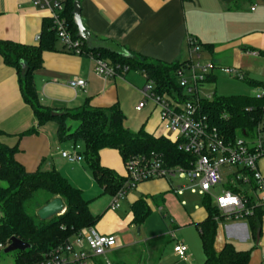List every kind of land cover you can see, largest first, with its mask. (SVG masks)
<instances>
[{
	"label": "crops",
	"instance_id": "crops-1",
	"mask_svg": "<svg viewBox=\"0 0 264 264\" xmlns=\"http://www.w3.org/2000/svg\"><path fill=\"white\" fill-rule=\"evenodd\" d=\"M79 1L85 27L96 43L109 49L173 64L190 59L188 40L194 39L206 45L200 44V57L203 49L207 50L215 67H239L246 76L243 80L250 85H264V0ZM49 21L48 11L35 6L32 0H0V41L37 44ZM85 49L92 51L86 44ZM144 72L129 69L115 77L100 76L89 53L77 55L67 51L57 39L54 49L42 53L35 86L46 106L64 111L86 102L103 109L117 105L130 130L137 132L143 128L150 134L166 136L154 101L149 100L140 111L136 110L147 83ZM76 77L86 81L84 88L70 86L69 81ZM205 82H217L213 71ZM69 124L72 130L77 126L73 121ZM0 130V141L16 148V160L29 173L57 170L74 179L69 167L79 168L85 162L70 163L62 157L61 152L76 143L59 138L57 121L50 120L38 127L32 107L22 97L17 70L7 65L1 54ZM29 130L32 132L23 134ZM99 155L103 166L124 178L125 160L118 150L105 148ZM182 184H189L188 179L142 182L119 200L118 208L111 207L114 194L90 200L89 209L96 217L93 227L99 234L116 236L117 245L83 263L66 264H204L198 225L207 219L208 212L204 204L186 210L181 196L187 190L182 194L175 192ZM140 199L146 203L149 214L138 225L134 223L132 206ZM257 223L252 215L219 218L215 249L220 251L226 242H231L238 249L251 250L249 264H264V214L259 227ZM178 242L188 245L187 260L174 254Z\"/></svg>",
	"mask_w": 264,
	"mask_h": 264
},
{
	"label": "trees",
	"instance_id": "trees-1",
	"mask_svg": "<svg viewBox=\"0 0 264 264\" xmlns=\"http://www.w3.org/2000/svg\"><path fill=\"white\" fill-rule=\"evenodd\" d=\"M75 1L67 0L65 13L72 33L77 36L72 14ZM57 39L52 22L49 21L37 44L22 45L0 41V54L7 65L17 70L22 97L32 107L38 127L55 120L58 122L60 139H72L81 144L85 164L104 191L115 194L124 178L100 163L99 153L102 149H116L124 160L139 153L156 151L162 153L169 164L191 162L192 155L180 151L177 143L169 137L150 134L143 128L137 132L127 128L124 125L125 116L117 105L103 109L92 107L86 102L81 107L60 111L42 104L35 86V73L42 67L43 51L54 49ZM86 52L114 65L144 70L155 81V91L160 95L173 97L177 94L182 99L187 97L177 76L178 70L187 65V60L170 64L104 49ZM259 85L262 86V83L255 84ZM201 110L224 139L232 141L264 116V96H214L211 100H202ZM54 112L63 114L55 116ZM70 121L77 124L73 130ZM30 132L32 131L23 134ZM15 154V147L0 141V242L7 244L12 237H16L28 243L30 247L26 250L15 251V264H34L81 229L93 226L96 217L92 215L89 201L84 199L82 191L59 171L29 173L16 160ZM55 197L63 200L65 212L46 221L40 220L37 210ZM203 204L208 217L198 226L205 255L204 264H249L251 250L238 249L231 242H226L220 251L215 249L217 220L224 216L210 197H204ZM132 211L134 223L138 225L149 214L143 199L134 203ZM263 214L262 210H256L252 215L258 222L257 227Z\"/></svg>",
	"mask_w": 264,
	"mask_h": 264
},
{
	"label": "built area",
	"instance_id": "built-area-1",
	"mask_svg": "<svg viewBox=\"0 0 264 264\" xmlns=\"http://www.w3.org/2000/svg\"><path fill=\"white\" fill-rule=\"evenodd\" d=\"M32 2L48 11L52 29L67 51L77 55L87 53L85 42L70 29L65 13L67 0ZM188 43L190 59L177 72L180 86L187 97L182 99L177 94L173 97L158 94L155 91V81L144 72L147 83L142 92L143 99L136 106V110L140 111L147 101H154L159 108L160 123L165 135L177 143L180 151L191 154L193 159L189 164H169L164 155L156 151L130 156L125 160L124 182L114 194L111 207L118 208L119 200L140 183L161 178L171 179L176 174L186 176L189 181V184L176 188L177 194L190 190L212 197V189L221 184L227 174V188H223L219 196H214L215 205L221 215L226 218H242L253 215L256 210L264 212V171L259 163L264 159V116L251 128L240 132L234 140L224 139L201 110L202 100H211L213 95L204 98L199 95L200 85L207 80L215 65L212 62L201 64L197 41L189 39ZM89 55L95 72L100 76L115 77L130 69L128 66L114 65L94 54ZM194 55L197 56V62ZM223 71L234 78H246L239 67H223ZM69 84L73 88H84L86 81L76 77ZM255 96H264V85L259 87V93ZM82 149V145L76 143L70 150H63L61 155L70 163L80 162L84 160ZM229 168L235 170L226 172ZM9 243L0 242V250L5 249ZM116 245V236L99 234L93 226H89L53 248L34 264L83 263L91 256L105 254ZM188 250L189 247L184 242L176 243L173 248L174 254L180 260L188 259Z\"/></svg>",
	"mask_w": 264,
	"mask_h": 264
},
{
	"label": "rangeland",
	"instance_id": "rangeland-1",
	"mask_svg": "<svg viewBox=\"0 0 264 264\" xmlns=\"http://www.w3.org/2000/svg\"><path fill=\"white\" fill-rule=\"evenodd\" d=\"M202 11L203 9L201 10V12ZM194 60L196 62L198 61L196 55H194ZM210 60H211L210 54L207 52V50L203 49L199 60L200 63L201 64L210 63L211 62ZM213 72L217 76V82H204L199 87V95L203 98L208 95H213V93H215V96H231V95L255 96L259 93V88L256 87L255 85H250L246 80L234 78L225 74L222 66L215 67L213 69ZM115 152H116V157H118V152L117 151ZM259 163L264 171V159H262ZM69 170L71 171V176L74 179L68 178L67 176L64 175L63 176L66 177L74 186H76L82 191V195L85 200L90 201L93 200L94 198H97L99 195L104 196L111 194L109 191L104 192L102 190L97 180L93 177L91 171L87 168L85 162H83L79 168L70 166ZM232 170H235V168H229L228 170L225 171L231 172ZM227 176H228L227 174L224 175L223 184L221 183L217 187L212 189V193L214 196H219L221 194V190L223 188H227V185H225V183L228 181ZM172 179L176 182L179 181L183 182V180H186L187 177L186 176L181 177L179 174H176V176L173 177ZM214 196L211 197V202L213 204H215L216 202ZM203 198L204 196L202 194L198 192L193 193L190 190L185 191V194L181 196L182 202L184 201L187 204L186 210L188 211L195 206L202 205ZM182 209L184 211V208ZM15 253L16 252L6 253L4 249H1L0 264H15ZM261 255L264 257V247L261 248Z\"/></svg>",
	"mask_w": 264,
	"mask_h": 264
},
{
	"label": "water",
	"instance_id": "water-1",
	"mask_svg": "<svg viewBox=\"0 0 264 264\" xmlns=\"http://www.w3.org/2000/svg\"><path fill=\"white\" fill-rule=\"evenodd\" d=\"M73 21L74 24L77 27V37L80 38L85 42L88 48L91 50H98V49H104L108 50L117 54L126 55V53L116 50V49H109L108 47L96 43V41L93 39L91 33L87 30V28L84 25V21L81 14V3L79 0H76L73 3ZM63 112H54L53 115L60 116ZM65 212V205L63 200L60 197H55L52 200H50L47 204L40 207L36 214L37 217L42 220L46 221L51 219L54 216H59ZM259 231L257 233V239L259 240ZM30 245L26 242H23L22 240L12 237L10 239L9 245L4 249L6 253L9 252H15V251H24L27 248H29Z\"/></svg>",
	"mask_w": 264,
	"mask_h": 264
}]
</instances>
